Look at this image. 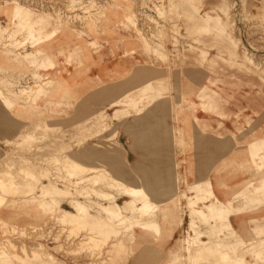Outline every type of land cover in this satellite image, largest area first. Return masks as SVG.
Returning a JSON list of instances; mask_svg holds the SVG:
<instances>
[{
    "label": "rangeland",
    "instance_id": "1",
    "mask_svg": "<svg viewBox=\"0 0 264 264\" xmlns=\"http://www.w3.org/2000/svg\"><path fill=\"white\" fill-rule=\"evenodd\" d=\"M187 193L157 264H264V223H227L264 210V0H0V264L126 263Z\"/></svg>",
    "mask_w": 264,
    "mask_h": 264
},
{
    "label": "crops",
    "instance_id": "2",
    "mask_svg": "<svg viewBox=\"0 0 264 264\" xmlns=\"http://www.w3.org/2000/svg\"><path fill=\"white\" fill-rule=\"evenodd\" d=\"M122 58H116V57H109L105 60L102 58L99 60L98 63H92L87 64L86 68L88 73H92L94 77L98 76L101 77L104 75L105 72H107L110 69H113L117 66H122L123 62L121 61ZM75 72H73L74 74ZM66 80L69 82H72L73 84H87L89 80L86 78L80 79L79 76L76 77H65ZM102 78V77H101ZM104 91V90H101ZM100 91V93H102ZM100 97H106L105 94H100ZM95 98H98L96 95H94ZM93 98V96H92ZM89 104V103H88ZM243 173H237L232 171H228L227 174H220V177L217 179L212 176L211 181V197L212 200L210 203L206 204L207 206L209 204L218 205L221 207H224V209H228L231 211V201L230 199L233 198V195L235 193L237 185H239L240 182H242L244 179ZM200 196L199 193L196 194H186V199H184L186 202L191 200H196L199 203L196 204V207H190L186 211H184L183 215H181L180 222L176 226H168L166 227V231H164L162 234L157 235L154 231L150 230H144L141 228L136 227L134 231V241L133 246L136 250V254L130 257V259L123 264H157V260L160 257V254L163 255V257L168 256L169 250L173 249L174 242L179 239L177 236L179 235V231L183 224L187 225V228H189V225L193 222V217L191 218L192 210H195L196 212H204V204L201 200L198 199ZM225 200L228 201V203L225 202ZM199 205V206H198ZM234 208V207H232ZM208 210V207H207ZM237 210H233L232 213L228 215V224L232 229H236L238 231H244L245 233L248 230V234L253 232L254 229V222L253 219L258 220L259 223H264V210L261 209L260 211L256 213H240L236 212ZM198 216V214L196 215ZM186 231L187 230H183ZM182 239L185 240V238L182 237ZM160 247H158V246ZM158 248H161L159 250ZM156 250V252L154 251ZM161 252V253H160Z\"/></svg>",
    "mask_w": 264,
    "mask_h": 264
},
{
    "label": "bare ground",
    "instance_id": "3",
    "mask_svg": "<svg viewBox=\"0 0 264 264\" xmlns=\"http://www.w3.org/2000/svg\"><path fill=\"white\" fill-rule=\"evenodd\" d=\"M71 161H72V160H71ZM77 166H78V165H77ZM17 170H18V169H17ZM114 185H115V184H114ZM56 188H57V187H56ZM50 190H51V189H50ZM61 190H62V189H61ZM46 191H48V190H46ZM98 191H99V190H98ZM53 192H54V191H53ZM127 208L129 209V207H127ZM132 211H133V210H132ZM132 211H131V212H132ZM117 215H118V214H117ZM129 219H130V218H129Z\"/></svg>",
    "mask_w": 264,
    "mask_h": 264
}]
</instances>
